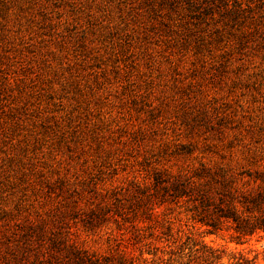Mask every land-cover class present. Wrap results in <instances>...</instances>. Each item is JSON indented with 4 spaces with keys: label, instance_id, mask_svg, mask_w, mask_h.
I'll use <instances>...</instances> for the list:
<instances>
[{
    "label": "rangeland",
    "instance_id": "rangeland-1",
    "mask_svg": "<svg viewBox=\"0 0 264 264\" xmlns=\"http://www.w3.org/2000/svg\"><path fill=\"white\" fill-rule=\"evenodd\" d=\"M240 1L235 23L183 0H0V264H48L26 232L76 195L86 213L155 169L264 164V0ZM227 144L260 157L208 150ZM107 219L58 225L108 264H264V236L205 235L182 207Z\"/></svg>",
    "mask_w": 264,
    "mask_h": 264
},
{
    "label": "trees",
    "instance_id": "trees-1",
    "mask_svg": "<svg viewBox=\"0 0 264 264\" xmlns=\"http://www.w3.org/2000/svg\"><path fill=\"white\" fill-rule=\"evenodd\" d=\"M183 1L199 16L213 14L214 6L218 5L217 12L227 16L231 22L238 20L249 9L240 0ZM208 150L213 154L221 152L219 155L222 159L236 153L260 157L257 154L261 152L233 144ZM193 152V148L186 146L177 155L190 156ZM150 179L149 185L133 183L123 193L114 190L103 195V204H95L86 213L81 212L80 197L76 194L69 202L65 201L63 209H57L51 222L32 225L26 232L31 249L35 247L39 253L34 255V261L48 264H108L107 258L89 254L69 242L60 233L63 225L58 224L67 218L78 219L84 227L94 229L107 221L109 216L119 217L124 223L146 222L154 217L155 208L163 205L184 208L192 224L202 228L205 235L227 232L238 243L264 236V164L257 161H250L246 165L199 163L174 174L155 169ZM106 198L109 202H106ZM211 258L208 264H220L218 255L212 254ZM238 264L252 263L241 257Z\"/></svg>",
    "mask_w": 264,
    "mask_h": 264
}]
</instances>
